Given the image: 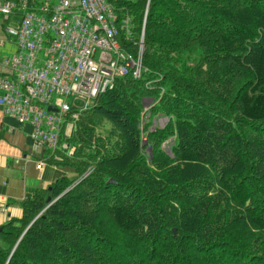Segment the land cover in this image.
I'll list each match as a JSON object with an SVG mask.
<instances>
[{
  "label": "trees",
  "instance_id": "16d2710c",
  "mask_svg": "<svg viewBox=\"0 0 264 264\" xmlns=\"http://www.w3.org/2000/svg\"><path fill=\"white\" fill-rule=\"evenodd\" d=\"M110 1L145 71L79 114L47 159L78 177L20 204L0 264H264V0Z\"/></svg>",
  "mask_w": 264,
  "mask_h": 264
},
{
  "label": "built area",
  "instance_id": "2783aa9c",
  "mask_svg": "<svg viewBox=\"0 0 264 264\" xmlns=\"http://www.w3.org/2000/svg\"><path fill=\"white\" fill-rule=\"evenodd\" d=\"M0 15L19 19L3 26L16 51L1 59L7 72L0 76V106L32 128L42 170L48 157L71 152L61 140L71 137L80 113L117 79L141 78L144 27L134 55L120 41L122 32L131 39L132 19L118 18L110 0H0ZM4 42L0 37V50Z\"/></svg>",
  "mask_w": 264,
  "mask_h": 264
},
{
  "label": "crops",
  "instance_id": "0c3cea01",
  "mask_svg": "<svg viewBox=\"0 0 264 264\" xmlns=\"http://www.w3.org/2000/svg\"><path fill=\"white\" fill-rule=\"evenodd\" d=\"M18 20L17 17L6 20L0 15V37L5 41L0 50V76L7 72L1 59L16 51L3 26L15 25ZM31 132L29 125H19L15 119L7 117L0 106V229L11 219L22 217L20 204L31 199L35 191L46 189L69 174L64 169L47 164L42 170L37 169V162L44 153L35 151Z\"/></svg>",
  "mask_w": 264,
  "mask_h": 264
},
{
  "label": "rangeland",
  "instance_id": "374dc122",
  "mask_svg": "<svg viewBox=\"0 0 264 264\" xmlns=\"http://www.w3.org/2000/svg\"><path fill=\"white\" fill-rule=\"evenodd\" d=\"M151 105V99H145L144 100V109H145V112H144V114L147 112V109L149 108V106ZM149 117V115H144V119H146V118H148ZM155 118V117H154ZM145 122V121H144ZM143 122V123H144ZM167 122H168V120L165 118V117H156L155 118V120H154V122H153V125H152V128L151 129H153V126L154 127H159V128H163V127H165L166 125H167ZM142 126H144V125H142ZM147 144V141H146V139H144L143 140V145H146ZM163 149H164V151H165V153H167V155H172V153H171V151H170V148L168 147V144L166 143V144H163ZM146 153L149 155V156H152V150H151V148L150 147H148L147 149H146ZM151 151V152H150ZM68 177L70 178V179H75V178H77L78 176H77V174H75V173H72V172H69V174H68Z\"/></svg>",
  "mask_w": 264,
  "mask_h": 264
},
{
  "label": "water",
  "instance_id": "95a60500",
  "mask_svg": "<svg viewBox=\"0 0 264 264\" xmlns=\"http://www.w3.org/2000/svg\"><path fill=\"white\" fill-rule=\"evenodd\" d=\"M151 152V151H150ZM54 201H51V198H48L47 199V203L50 205V204H52ZM2 231V228L0 229V232ZM175 232V231H174Z\"/></svg>",
  "mask_w": 264,
  "mask_h": 264
}]
</instances>
